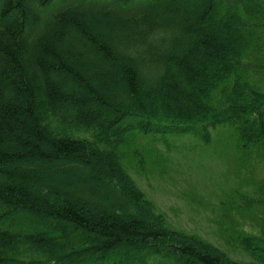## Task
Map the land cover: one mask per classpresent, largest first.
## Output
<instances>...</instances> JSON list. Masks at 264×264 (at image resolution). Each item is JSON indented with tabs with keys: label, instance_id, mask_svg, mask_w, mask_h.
<instances>
[{
	"label": "trees",
	"instance_id": "trees-1",
	"mask_svg": "<svg viewBox=\"0 0 264 264\" xmlns=\"http://www.w3.org/2000/svg\"><path fill=\"white\" fill-rule=\"evenodd\" d=\"M220 126L264 159V0H0V264H264V218L239 262L123 168L135 131Z\"/></svg>",
	"mask_w": 264,
	"mask_h": 264
},
{
	"label": "rangeland",
	"instance_id": "rangeland-1",
	"mask_svg": "<svg viewBox=\"0 0 264 264\" xmlns=\"http://www.w3.org/2000/svg\"><path fill=\"white\" fill-rule=\"evenodd\" d=\"M129 137L123 168L168 225L251 262L228 240L261 231L264 208L248 206L260 198L264 159L241 153L229 126L211 129L209 144L193 134Z\"/></svg>",
	"mask_w": 264,
	"mask_h": 264
}]
</instances>
